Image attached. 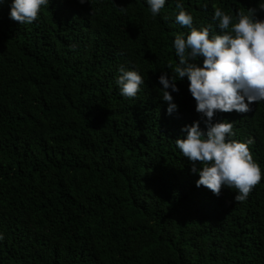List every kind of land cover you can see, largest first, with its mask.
<instances>
[{
    "label": "trees",
    "instance_id": "16d2710c",
    "mask_svg": "<svg viewBox=\"0 0 264 264\" xmlns=\"http://www.w3.org/2000/svg\"><path fill=\"white\" fill-rule=\"evenodd\" d=\"M177 2L153 16L147 0H48L21 24L0 0V264H264V101L213 121L254 141L260 183L242 202L198 188L175 143L197 120L206 130L174 72L175 37L190 34ZM179 2L210 38L215 7L264 20V0ZM121 66L144 80L135 98L120 93ZM163 72L179 80L171 115Z\"/></svg>",
    "mask_w": 264,
    "mask_h": 264
},
{
    "label": "clouds",
    "instance_id": "9594fccd",
    "mask_svg": "<svg viewBox=\"0 0 264 264\" xmlns=\"http://www.w3.org/2000/svg\"><path fill=\"white\" fill-rule=\"evenodd\" d=\"M79 2L84 4L88 0ZM147 3L153 16L159 15L165 6V0H147ZM47 4L48 0H13L10 18L21 24H32L38 19L41 6ZM177 8L175 20L189 28L190 34L186 38L183 34L175 37L178 65L174 72L179 80L187 77L196 111L206 118V130L201 128L199 120L186 125L182 131L187 137L175 140L176 146L192 162L191 171L198 173V188L206 187L219 196L222 187L227 186L237 190L235 200L242 202L262 179L260 165L254 161L249 148L254 141L227 139L235 136L233 123L213 121L217 112L245 114L251 111L252 104L264 101V20L257 17L255 8H249L247 14L240 11L234 22L231 15L215 7L213 20L222 34L210 38V27L199 30L192 27L193 16L179 0ZM199 57L204 58L202 67L191 62ZM119 72L116 83L121 95L135 98L144 83L142 76L123 66ZM176 75L163 72L159 77L163 85L161 99L168 104L169 115L178 111L172 95L179 92ZM197 162L201 168L196 166Z\"/></svg>",
    "mask_w": 264,
    "mask_h": 264
}]
</instances>
